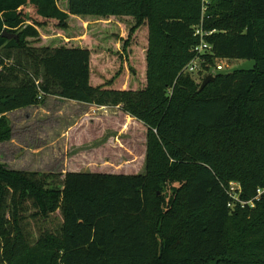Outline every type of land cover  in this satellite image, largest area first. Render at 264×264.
Segmentation results:
<instances>
[{
  "label": "trees",
  "instance_id": "trees-1",
  "mask_svg": "<svg viewBox=\"0 0 264 264\" xmlns=\"http://www.w3.org/2000/svg\"><path fill=\"white\" fill-rule=\"evenodd\" d=\"M72 17L125 26L114 75L93 68L89 47L36 43ZM200 24L212 45L203 67L254 66L201 90L208 74L183 72ZM125 69L142 86H127ZM50 96L122 105L147 127L145 169L40 172L0 160V264H264V0H0V143L12 139L9 113Z\"/></svg>",
  "mask_w": 264,
  "mask_h": 264
},
{
  "label": "rangeland",
  "instance_id": "rangeland-1",
  "mask_svg": "<svg viewBox=\"0 0 264 264\" xmlns=\"http://www.w3.org/2000/svg\"><path fill=\"white\" fill-rule=\"evenodd\" d=\"M59 5L63 9L66 8L65 1L60 2ZM130 21V19H121L123 25H128L127 30L131 26ZM69 24V29L63 33L51 27L42 29V38L36 43L54 45L69 40L70 42L66 43L68 45L79 44L89 47L94 51L93 68H98L101 64L106 67L109 75H114L119 68L120 58L117 51L122 50V42H119V38L125 26L122 29L117 27L119 23L112 18L103 20L72 17ZM101 50L105 52L104 56L100 55ZM206 54H203L197 71L189 72L188 64L183 69L184 73L191 74L197 82H201L206 74L228 73L239 68L254 66L253 60L217 59L215 66L207 69L203 67V64L207 65ZM99 58L102 60L98 61ZM122 73H126L127 86H142L138 83V76L135 77L136 79L130 78L127 69L122 70ZM50 99L44 105L9 114L15 142L10 143L12 141L10 140L0 143V160L7 166L13 169L57 173H64L65 163L67 168L84 169L82 171L110 173L116 171L119 174H139L144 171L147 127L143 122L127 114L122 105L91 104L80 107L57 96ZM79 118L84 121L97 119L103 124L101 127L95 125L90 128H85L82 124L71 129L69 135L67 133L69 125L75 124ZM115 131L119 140L115 139L116 145L114 143L104 145L103 154H99L103 157L98 155V158L83 159L86 156L81 155L80 163L75 165L80 156L78 144L84 142L82 148H86L90 144V138L93 140L95 136H97L96 140L109 143L107 141ZM114 156H117V161ZM106 160L109 161L107 163H112L111 167L103 164ZM32 231L34 232V228Z\"/></svg>",
  "mask_w": 264,
  "mask_h": 264
},
{
  "label": "crops",
  "instance_id": "crops-1",
  "mask_svg": "<svg viewBox=\"0 0 264 264\" xmlns=\"http://www.w3.org/2000/svg\"><path fill=\"white\" fill-rule=\"evenodd\" d=\"M50 98H54V96H50V97H48V99L49 100H51ZM48 99H46V101L48 100ZM46 101H45V103H46ZM67 101H70V103H72V105H76V106H80V107H82V106H86V105H88V106H90L91 104H87V103H82V102H78V101H73V100H67ZM44 103V104H45ZM87 106V107H88ZM30 108H33V107H30ZM26 109H28V108H26ZM81 109H83V108H81ZM22 110H24V109H22ZM18 111H21V110H18ZM15 112H17V111H15ZM15 112H12V113H15ZM9 114H11V113H9ZM9 114H8V116H9ZM81 114V113H80ZM29 120V119H28ZM80 120H82V121H80ZM82 124H84L83 126H85V128H90V127H93V126H95V125H97L98 127H101L102 126V121H97V119H92V120H90V121H84L83 119H78L76 122H75V124H70L69 125V129L67 130V133H69V135H70V132H71V129H73L74 127H76V126H79V125H82ZM90 132V131H89ZM119 135V134H118ZM97 136H95L94 138H93V140H92V138H90L91 139V141H90V144H89V146L88 147H86V148H82L83 147V143L84 142H82V143H80V144H78L77 145V149H79V152H80V156H79V160H78V162H76V164L75 165H77V164H79L80 163V160H81V155H84V156H86L85 158H83V159H92V158H98V155L99 154H103V151H104V149H105V147H104V145L105 144H110V143H114V145H116V141H115V139H117V140H119L118 138V136L116 135V131L113 133V134H111L110 135V137H109V139H108V141L107 142H109V143H106V142H103V141H98V140H96L97 138H96ZM102 137V136H101ZM100 137V138H101ZM100 138H98V139H100ZM12 141L10 142V143H13V142H15L14 141V138L12 137V139H11ZM107 140V139H106ZM107 146V145H106ZM107 148V147H106ZM78 152V153H79ZM77 155V154H76ZM99 156H101V155H99ZM101 157H103V156H101ZM117 158V156H114V159H116ZM99 161V160H98ZM116 161H117V159H116ZM107 162H109V161H105V162H103V164L104 165H106V166H110L111 167V165H112V163L110 164V163H107ZM92 163H94V161L92 162ZM15 169H17V168H15ZM82 170H84V169H82ZM82 170H79V168H75V167H72L71 169L70 168H67V166H66V163H65V169H64V173H66V172H93V173H110V172H95V171H91V170H88V171H82ZM111 173H116V171H112ZM117 174H119V172H117Z\"/></svg>",
  "mask_w": 264,
  "mask_h": 264
},
{
  "label": "built area",
  "instance_id": "built-area-1",
  "mask_svg": "<svg viewBox=\"0 0 264 264\" xmlns=\"http://www.w3.org/2000/svg\"><path fill=\"white\" fill-rule=\"evenodd\" d=\"M211 32L204 30L203 24H200L195 27L194 34L199 37V43L195 46V57L191 60V62L187 66V70L189 72H195L198 70L200 66V62L202 61V56L205 53H209L212 50V45L209 44L206 40V36H208ZM219 68V67H218ZM230 197L234 199V201H239V194L241 192V186L238 183L231 182L230 188L227 190ZM264 193V189H258V195L256 199H259L260 195ZM242 202V201H241ZM245 204V202H242ZM231 206V203L229 204Z\"/></svg>",
  "mask_w": 264,
  "mask_h": 264
},
{
  "label": "water",
  "instance_id": "water-1",
  "mask_svg": "<svg viewBox=\"0 0 264 264\" xmlns=\"http://www.w3.org/2000/svg\"><path fill=\"white\" fill-rule=\"evenodd\" d=\"M3 36L8 37V38H15V37H17L14 34H8L6 31L3 33ZM214 79H215V76L214 75H212V74L207 75L205 77V79L203 80L200 89L202 90L210 81H214Z\"/></svg>",
  "mask_w": 264,
  "mask_h": 264
}]
</instances>
